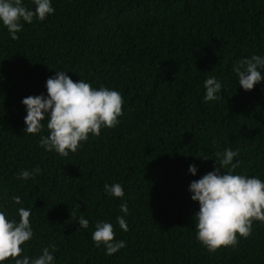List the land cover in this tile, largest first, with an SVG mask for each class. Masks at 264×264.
Masks as SVG:
<instances>
[{
  "label": "trees",
  "instance_id": "1",
  "mask_svg": "<svg viewBox=\"0 0 264 264\" xmlns=\"http://www.w3.org/2000/svg\"><path fill=\"white\" fill-rule=\"evenodd\" d=\"M22 2L34 10L32 0ZM51 5L55 11L45 20L21 21L16 40L0 22V211L17 222L19 208L31 211L34 235L21 246V258H37L48 247L53 264H264L259 221L235 248L210 253L202 246L193 217L199 204L188 190L218 167L215 153L225 148L238 150L233 174L264 181V80L245 91L232 71L240 59L264 56V0ZM59 70L124 100L117 126L89 134L67 157L40 146L47 120L40 133L24 132L22 99L47 96L46 80ZM212 76L222 84L221 98L205 102L204 81ZM36 167L39 174L18 178ZM115 183L122 198L105 192V184ZM81 216L87 228L79 227ZM98 221L111 223L115 240L126 246L110 256L96 247Z\"/></svg>",
  "mask_w": 264,
  "mask_h": 264
},
{
  "label": "clouds",
  "instance_id": "2",
  "mask_svg": "<svg viewBox=\"0 0 264 264\" xmlns=\"http://www.w3.org/2000/svg\"><path fill=\"white\" fill-rule=\"evenodd\" d=\"M34 10L27 8L22 0H0V22L7 29L11 39H18L17 33L22 30V23L31 24L35 17L45 20L54 13L51 0H32ZM261 70H264V56L252 55L234 63L232 71L238 77L239 86L245 91H251L254 86L264 80ZM47 96L29 95L22 99L26 108L24 132L36 135L40 133L47 120V136H41L39 144L46 151H54L61 157H67L69 152L75 153L81 142L88 139L89 134L99 136L101 129L114 128L123 115V97L120 92L107 87L93 88L83 80L73 81L63 70L56 71L54 76L46 80ZM204 101H217L221 97L222 84L214 76L204 81ZM238 150L225 148L223 152L215 153L213 171L190 182L188 190L193 201L198 202L199 210L194 213L196 239L210 253L221 247H233L238 244V236L247 239L252 231L254 221L264 223V181L255 176L233 174L240 166L234 158ZM209 159L208 157H201ZM227 170V171H225ZM36 167L32 172L22 170L19 179L27 180L33 173L39 174ZM188 171L195 175L197 168L189 165ZM106 194L122 198L124 190L121 184H105ZM14 204L22 203L20 197H13ZM120 209L128 213L126 204ZM19 221L8 219L5 212L0 211V264L6 260H14L15 264H53L54 256L48 247L42 254L30 259L22 256L24 243L31 240L34 233L30 223L31 211L18 209ZM120 228L127 231V223L123 217H117ZM79 227L87 228L88 220L80 217ZM92 240L96 247L106 249V255H113L126 246V242L116 241L113 225L98 221ZM55 250V246H51Z\"/></svg>",
  "mask_w": 264,
  "mask_h": 264
}]
</instances>
